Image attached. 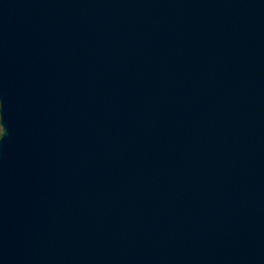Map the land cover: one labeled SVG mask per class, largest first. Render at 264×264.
I'll return each instance as SVG.
<instances>
[{
  "label": "water",
  "instance_id": "95a60500",
  "mask_svg": "<svg viewBox=\"0 0 264 264\" xmlns=\"http://www.w3.org/2000/svg\"><path fill=\"white\" fill-rule=\"evenodd\" d=\"M0 264H264V0H0Z\"/></svg>",
  "mask_w": 264,
  "mask_h": 264
},
{
  "label": "clouds",
  "instance_id": "9594fccd",
  "mask_svg": "<svg viewBox=\"0 0 264 264\" xmlns=\"http://www.w3.org/2000/svg\"><path fill=\"white\" fill-rule=\"evenodd\" d=\"M0 107H2V102H0ZM2 120H3V116H2V113H0V129H2V131H0V139L3 138L4 132H5V129H4V125L2 123Z\"/></svg>",
  "mask_w": 264,
  "mask_h": 264
},
{
  "label": "rangeland",
  "instance_id": "374dc122",
  "mask_svg": "<svg viewBox=\"0 0 264 264\" xmlns=\"http://www.w3.org/2000/svg\"><path fill=\"white\" fill-rule=\"evenodd\" d=\"M0 131H2V129H0Z\"/></svg>",
  "mask_w": 264,
  "mask_h": 264
}]
</instances>
